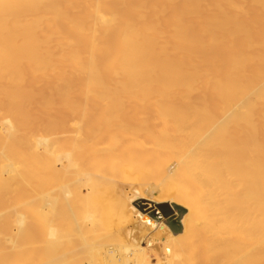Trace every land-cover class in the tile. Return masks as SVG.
I'll return each mask as SVG.
<instances>
[{
  "label": "bare ground",
  "instance_id": "6f19581e",
  "mask_svg": "<svg viewBox=\"0 0 264 264\" xmlns=\"http://www.w3.org/2000/svg\"><path fill=\"white\" fill-rule=\"evenodd\" d=\"M110 1L0 0V264H264V0Z\"/></svg>",
  "mask_w": 264,
  "mask_h": 264
},
{
  "label": "rangeland",
  "instance_id": "374dc122",
  "mask_svg": "<svg viewBox=\"0 0 264 264\" xmlns=\"http://www.w3.org/2000/svg\"><path fill=\"white\" fill-rule=\"evenodd\" d=\"M138 1V6H137V8L135 9V10H131L130 11V14H129V16L127 17V19L128 20H130V21H134V20H136V18H137V16H138V13H142L143 15H144V18H145V20L147 21V22H150L151 20H152V18H153V13H152V10H151V7H152V4H153V2L155 1V0H137ZM102 2H103V0H99V3L98 2H96L95 3V5L96 6H98L100 3H101V7H98V8H96L98 11H103L105 8L104 7H102ZM181 3V2H180ZM125 2L123 1V0H117V1H110L109 2V7H111L117 14H119L120 15V12H121V10H123L124 8H125ZM181 5V4H180ZM179 6V5H178ZM110 8V9H111ZM86 12V8L85 7H81V8H79L77 11H76V15L80 18L84 13ZM172 13H176V11L175 10H171V11H167V12H165V14H164V16L165 17H167V16H169V15H171ZM198 14L197 13H192V14H190L189 15V17H188V19H190L193 23L194 22H196L197 23V21H198ZM248 20L250 21V22H260V25L257 27V28H254V29H252L251 30V33H252V35H261V36H264V17H262L257 11H250V16L248 17ZM195 23V24H196ZM236 45H238V43H236ZM96 56V58H98L97 57V55H95ZM191 64H195L196 65V68L193 70L197 75L199 74V69H198V66H197V64H196V62H191ZM189 66V64L187 65V67ZM186 67V68H187ZM210 74H211V72H209ZM81 80H82V78L80 77L78 80H76L70 87H68L70 90H72L71 92L72 93H76V92H78L79 91V87H80V83H81ZM65 89H68V88H66V87H64ZM202 91V88H201V86H198V89H197V93L198 94H200V92ZM140 104V102L138 101V100H136L135 101V108L138 106ZM93 107H91V106H89V113L88 114H90L91 113V109H92ZM151 115V109H149V110H147L146 112H145V114H144V116L145 117H149ZM124 189V190H123ZM122 189V193L123 192H128L129 191V186H125V188H123ZM124 194V193H123ZM128 194V193H127ZM130 196V195H129ZM129 196H127V197H129ZM131 197V196H130ZM132 205V207H134V208H136V210H139V208H137V204H136V201L134 202L133 201V203L131 204ZM159 215L160 216H165L164 215V212H163V210L161 209L160 211H159V213H158V217H159ZM129 217H130V220L133 222V223H135V222H137L136 220V218L134 217V214L133 213H130L129 214ZM134 225H136V224H134ZM68 240L70 241H64L63 242V244H65V245H61V247L63 248H66V249H64L63 248V252L65 253V252H68V251H66L67 249H69L70 248V250H71V247H73L72 245H74V246H78V245H81V243H77L76 242V240L75 239H73L72 238V240H70L69 238H68ZM69 243V244H71V242L73 243V242H75V243H73L71 246L69 245V244H67V243ZM77 244V245H76ZM66 246V247H65ZM67 246H68V248H67ZM157 247V246H156ZM78 248H81L80 249V251H79V259L77 260V261H81V264L83 263V264H89V262L87 263V260L89 261V259H85L84 257H85V254H83V255H81L82 254V252L84 253V251H85V249L84 248H87L86 246L84 247V245H81V247L79 246ZM83 249V250H82ZM107 249H113V247H111V248H107ZM82 250V251H81ZM156 252H158L157 250H155V248H151V249H149L147 252H146V258L148 259V260H151L152 258H154L155 257V253ZM71 252H69V254H70ZM201 253V254H200ZM69 254H66V255H69ZM80 255H81V257H80ZM156 255L157 256H159L160 257V255H161V257L160 258H163V255L160 253H156ZM202 255H203V252H202V250H199L197 253H196V255H194V260H195V262H196V264H201V261H202ZM84 256V257H83ZM199 257V259H197L198 257ZM201 256V257H200ZM81 258V259H80ZM82 258H84V261H83V259ZM117 258H119V256L117 257ZM150 258V259H149ZM79 261V262H80ZM85 262V263H84ZM71 263H74L73 261L71 262ZM74 264H76V262L74 263ZM77 264H80V263H77Z\"/></svg>",
  "mask_w": 264,
  "mask_h": 264
},
{
  "label": "water",
  "instance_id": "95a60500",
  "mask_svg": "<svg viewBox=\"0 0 264 264\" xmlns=\"http://www.w3.org/2000/svg\"><path fill=\"white\" fill-rule=\"evenodd\" d=\"M161 209L163 210L165 217H168L173 213V210L167 204L161 205ZM176 209L179 210V212H180L179 218H181L184 214V210H181V208H179V207ZM180 230H181V228L174 229V234L176 235V234L180 233Z\"/></svg>",
  "mask_w": 264,
  "mask_h": 264
}]
</instances>
